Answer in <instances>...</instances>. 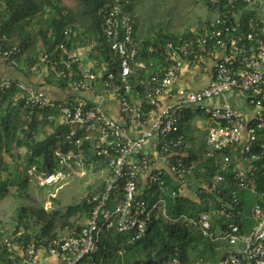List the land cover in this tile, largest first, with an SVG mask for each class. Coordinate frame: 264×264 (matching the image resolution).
Wrapping results in <instances>:
<instances>
[{
  "label": "built area",
  "instance_id": "1",
  "mask_svg": "<svg viewBox=\"0 0 264 264\" xmlns=\"http://www.w3.org/2000/svg\"><path fill=\"white\" fill-rule=\"evenodd\" d=\"M197 1L225 12L212 14L201 31H191L189 37L148 45L146 66L125 0H113L99 11L105 59L91 58L96 56L92 46L73 49L61 43L50 52L39 48L35 62L24 65L20 48L0 34V62L22 77L0 75V92L15 89L12 106L18 111L40 115L49 110L47 122L66 129L52 153L55 167L51 172L31 168L28 183L59 190L87 173L105 177L101 189L84 197L93 206L85 227L57 235L47 246L34 239L19 242L18 235L3 236L0 247L9 253L6 264H95L92 256L103 233L114 230L127 234L128 244L137 243L161 217L193 230L218 253L213 261L194 257L192 263H183L174 246L166 264H264V201L256 202L251 181L255 162L264 170V0ZM245 12L253 16L243 25ZM75 35L70 27L63 31L66 40ZM154 60L155 72L143 77ZM207 61L213 69L205 87H174L186 70ZM38 76L58 82L63 98L52 99L35 87L30 79ZM227 94L244 97L250 114L228 105L207 106ZM109 105L116 107L117 118ZM189 109L203 112L216 125L207 133L203 160L221 155L225 174L195 176L200 162L190 158V146L178 128ZM167 179L175 181L173 189ZM197 184L201 193L216 199V209L169 218L165 197L186 196ZM143 190L148 198H142ZM241 193L254 201L247 233ZM212 217L223 222L213 228Z\"/></svg>",
  "mask_w": 264,
  "mask_h": 264
},
{
  "label": "trees",
  "instance_id": "2",
  "mask_svg": "<svg viewBox=\"0 0 264 264\" xmlns=\"http://www.w3.org/2000/svg\"><path fill=\"white\" fill-rule=\"evenodd\" d=\"M74 8L63 6V0H0V34H4L9 40V44H16L20 50V54L26 53L28 50L34 51L35 47L44 48L46 52H50L53 48L61 43H65L69 48L79 49L86 46H92V51L96 56L105 59L108 56V51L101 37L99 11L105 5H108L111 0H74ZM192 6L198 3L197 0L190 2ZM202 4L208 12H225L221 7H211L208 1ZM131 8V7H130ZM167 16H170L167 14ZM253 16L250 12H245L241 16L243 25H246L249 18ZM171 24V23H170ZM157 25L149 27L146 31L149 36L144 38L143 25H139L137 21L134 25V30H138L134 36L137 40H141L143 49L141 50L140 59L148 63L149 57L145 54V48L150 45H159L167 41L176 40L178 37H189L190 32L188 27L181 35L170 34L171 25ZM200 24V23H199ZM201 25V24H200ZM199 25V26H200ZM72 28L76 35L70 36L67 40L63 36V31L67 28ZM151 37V38H149ZM36 57L32 55L28 57L17 56L19 61L24 64H33L39 57V52H34ZM46 85L57 86L58 82L52 78H46ZM15 89L0 92V129L5 133L6 144L9 143V128L7 121L19 111L12 106V97L16 95ZM49 110H44L38 115L40 120L49 124L51 132L40 139H34L30 136V132L35 129L36 121L33 119L28 124V141L25 143L27 168L35 166L37 170L51 172L55 167L53 159V150L56 149L58 142L62 140L66 129L63 126L55 125L47 122L46 116L50 113ZM188 110L184 112V115ZM34 114V113H33ZM56 115V111H52ZM182 119L179 123V133L182 134ZM186 140L189 139L186 137ZM185 140V141H186ZM188 142V141H187ZM1 144V135H0ZM62 151H67V148L62 147ZM9 153L8 147L5 150ZM191 159H200L201 152L193 153L189 151ZM1 163V159H0ZM224 161L221 155H216L214 159L203 160L199 163L195 172L197 179H203L213 174H225L223 172ZM226 171V170H225ZM19 174L16 171L14 174L8 173L4 180L0 181V199L8 193V190L17 186L18 197L21 199L25 182L18 183ZM251 181L254 184L255 193L257 196L256 202L264 201V170L261 168L260 162L254 163V172ZM91 194L88 193V197ZM142 198H145L142 196ZM241 209L243 213H250V206L254 202L246 193L239 195ZM199 204H195L188 198H166V214L169 218H176L179 215L195 216L199 212H209L216 209L218 202L214 197L207 195L199 197ZM57 200L52 199L54 205H57ZM114 202H109V207H112ZM93 206L89 205L86 199L79 201L76 205H70L64 212L58 209H45L42 205L36 207L20 206L12 219L14 229L12 235H18L19 242H27L34 239L48 245L57 235L66 231L70 233L73 229L79 232L83 225H78L73 219L77 216H83L89 220ZM250 225V221L248 222ZM246 233V232H244ZM1 236V235H0ZM127 234L117 233L112 230L108 235L101 236L98 249L92 256L95 264H128L122 259V250L127 251L131 245L127 243ZM134 244H138L144 251L151 250L154 252L155 260L148 255L145 260L139 264H166L170 250L176 246L180 251V258L183 263L190 261V253H195L198 256L207 255L209 245L207 242L200 240L189 228L182 226L180 223H173L162 217L155 223L149 226L147 236ZM202 246V247H201ZM9 253L5 248L0 247V264H6ZM207 259V258H204ZM210 260V259H208ZM214 260V259H213ZM212 261V260H211Z\"/></svg>",
  "mask_w": 264,
  "mask_h": 264
},
{
  "label": "rangeland",
  "instance_id": "3",
  "mask_svg": "<svg viewBox=\"0 0 264 264\" xmlns=\"http://www.w3.org/2000/svg\"><path fill=\"white\" fill-rule=\"evenodd\" d=\"M133 5L136 4V10L139 9L138 14L142 20L141 24L153 23L156 21L152 19L154 15L163 17V15H172L164 17L162 22L169 20L171 24V31L175 34H181L185 30V27L195 29L196 25L193 24L196 20H205L209 16L206 8L203 5L198 4L197 6H192L190 2L192 0H162L165 5H162L161 0H129ZM139 1V2H138ZM63 6L67 8H74V0H63ZM162 5V6H161ZM264 13V6L262 7ZM158 23V22H157ZM187 25V26H185ZM185 26V27H184ZM35 50H29L24 53L23 57H28L32 55L33 58L36 57L35 53L39 50V47H35ZM2 111H0L1 114ZM36 121L35 129L29 133L28 124L33 120ZM9 128V143L6 144L5 132L0 129L1 144H0V181L4 180L8 173L14 174L18 171L19 180L18 183L25 182V189L23 190V196L20 199L18 197L17 186H14L8 190V193L0 199V242L3 236L12 235L14 229V222H12L15 216L16 210L22 206L36 207L42 205L45 209L50 210L51 208L58 209L64 212L68 206L76 205L79 201L83 200L84 196L87 194L85 189V184L87 180H81L78 182L75 179L72 183L67 184L63 188L56 190L52 188L39 189L30 183H27L26 179V149L25 143L28 141V133L34 139H40L47 135L51 131L49 124L44 123L43 120L38 118V115L27 114L26 112L19 111L13 117L7 121ZM199 140L203 139V136L199 134ZM201 137V138H200ZM9 150L7 153L5 150ZM84 178V177H83ZM82 179V178H80ZM85 181V183H84ZM52 199L57 200V205H54ZM50 203V204H48ZM78 225H86L87 221L83 216H77L73 219ZM63 236H67L68 232L64 231L61 233ZM200 240L207 242L209 248L207 249V255L199 256L200 258H207L204 260L213 261V259L218 254L214 251V246L207 240L198 237ZM131 247L125 251L122 250V259L128 264H139L149 255L153 261L155 260L154 252L151 250L144 251L140 246L134 243H129ZM202 247V246H201ZM196 255V254H195ZM191 254L192 260L195 256ZM210 259V260H208ZM195 260V259H194Z\"/></svg>",
  "mask_w": 264,
  "mask_h": 264
},
{
  "label": "crops",
  "instance_id": "4",
  "mask_svg": "<svg viewBox=\"0 0 264 264\" xmlns=\"http://www.w3.org/2000/svg\"><path fill=\"white\" fill-rule=\"evenodd\" d=\"M112 1L113 0H111V2L108 5L103 6L101 9L109 7L111 5ZM125 1L128 4L127 5V10L132 14V16L134 18V25H135L136 21H137V23L140 26L143 25L142 36L144 38H146L147 36H149L148 34H150V33L147 34V32H146V31L150 30L149 27H151V26L153 27V26H157V25H162V26L166 25L167 26L168 24H170V22H168L169 20H166L165 22H162V19L164 17L166 18L167 14L163 15V17H160L157 14L154 15L152 17V19L156 21L155 25H153V23L141 24L140 21L142 20V18L140 16V13L138 14L139 9L137 8V10H136V4L133 5L129 0H125ZM161 2H162V5H165L162 0H161ZM197 5H195V6H197ZM200 5H202V4H200ZM206 11H207V9H206ZM208 13H209V16L207 18H205V20H196L195 22H193V24L196 25V28L195 29L192 28V30H191V28H188L189 32H191V31L192 32H194V31L200 32L201 31V26L205 22L210 20L212 18V14H214L216 12H208ZM170 16L172 18V15H170ZM137 31L138 30H134V33L136 35H138ZM167 31H169L170 34H173L175 36L182 34V33L181 34H177V33L174 34L171 30H167ZM134 38H135V36H134ZM149 38H151V37H149ZM135 40L137 42H139V43L142 42L141 40H137L136 38H135ZM87 47H89V46H86V47H83V48L81 47L80 49H86ZM90 47H91V45H90ZM89 54H91V53H89ZM152 64H153V66L149 69V72H147V73L145 72L143 77L149 76L150 74L155 72L156 67L158 66V62L154 60V61H152ZM144 65L146 66L145 63H144ZM212 69H213L212 61H207L206 63L203 64V66L201 68H194L192 70H186L182 74L181 78L177 81V83H176V85L174 87H178L179 86V87L185 88L187 90L197 91V90H199V89H201V88H203V87H205L207 85V83L209 82V78H210V74L212 72ZM3 74L12 76L14 78L15 77L16 78L17 77L18 78H22L21 75H19L15 71H12L11 69L7 68L4 63L0 62V75H3ZM30 82L33 83L35 85V87H37L38 89H42L43 91H46L47 93H49V95L51 96L52 99L59 100V99L63 98V95L61 94V91L56 86L46 85L44 83L45 79H43V77H41V76L31 78ZM133 82H134V85H135L137 80H135V78H134ZM223 105H228L232 109H235V110H237L238 112H240L241 114H244V115L250 114V112H251V109L248 107V105L245 102V98L242 97V96L236 95V94H227V95H225L223 97L213 98L207 103V106H209V107L223 106ZM109 107H110V109L112 111V116L117 118L116 107H114L113 105H109ZM182 119H184L182 121V125H181V127H182V135H183L185 140H186L185 136L189 138V139L186 140V142L188 141L187 145L190 146V151L191 152H193V153L201 152L202 157L200 159H197V160H199V162H201V161H203V153L206 150L205 140H206L207 133H208V131L210 129L215 128L216 125L212 121H210L203 112H201V111L196 112V111L190 110V109L188 110V113H186L183 116ZM199 134H201L203 136L202 140L198 139V137L200 136ZM34 167L35 166L26 168V179H25L26 181H27V171L30 170L31 168H34ZM97 168H98V166L95 167L94 171ZM37 171H39V170H37ZM75 179H77L78 182L81 181V180H85V181L87 180V183L85 184V189H86L87 194L84 196V197H86V196H88V193L93 194L94 192H96V191H98L99 189L102 188V186L104 184L105 177L104 176H100V175H98L96 173H93V174L87 173V174L84 175V178L82 177V179H80V178H75ZM167 180H168L167 185H168L169 189H173L176 186L175 181L172 180V179H167ZM85 181H84V183H85ZM27 183H28V181H27ZM201 188H202L201 185L199 186V184H197V186H195L191 191H189V193L186 196L178 197V198H188L189 200L193 201L195 204H199V201H200L199 197L200 196H204V197L207 196V194H204V193L200 192ZM246 194L249 195L248 193H246ZM142 196L145 197V198H148V196H149L148 191L147 190H145V191L143 190ZM170 199H172V198H170ZM48 204H50V203H48ZM210 211H212V210H210ZM199 213H201V212H199ZM242 213H243V211H242ZM243 214H244V217H245L244 218L245 219L244 220V225L246 227V228L244 227V232L247 233L248 227L250 226L249 223H248L250 221V213L248 215H246L245 213H243ZM221 222H223V221H220L219 223H221ZM216 223H218V222H216L215 219L212 217L211 218V225H212L213 228H216ZM250 224H251V221H250ZM86 225H87V223H86ZM86 225H84L83 227H85ZM110 231H112V230H110ZM110 231H108L107 233H103L102 235L106 236V235H108V233H110ZM196 236L199 237L198 235H196ZM126 240H127V243H128V239H126ZM191 254L192 253H190V255H189L190 261L188 263H192L193 262ZM193 254L195 255V253H193ZM194 257H199V256L195 255Z\"/></svg>",
  "mask_w": 264,
  "mask_h": 264
}]
</instances>
